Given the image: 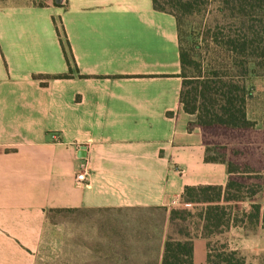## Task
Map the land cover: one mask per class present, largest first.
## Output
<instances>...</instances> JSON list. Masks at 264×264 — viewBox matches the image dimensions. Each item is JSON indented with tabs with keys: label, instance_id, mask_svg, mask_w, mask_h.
<instances>
[{
	"label": "crops",
	"instance_id": "crops-1",
	"mask_svg": "<svg viewBox=\"0 0 264 264\" xmlns=\"http://www.w3.org/2000/svg\"><path fill=\"white\" fill-rule=\"evenodd\" d=\"M180 71L175 17L152 0H0V264H34L51 209L167 219L185 185H225L188 127Z\"/></svg>",
	"mask_w": 264,
	"mask_h": 264
},
{
	"label": "trees",
	"instance_id": "trees-1",
	"mask_svg": "<svg viewBox=\"0 0 264 264\" xmlns=\"http://www.w3.org/2000/svg\"><path fill=\"white\" fill-rule=\"evenodd\" d=\"M194 2L196 0H152V5L155 10L175 17L182 77L179 103L182 110L192 116L188 127L200 128L204 161L224 164L227 181L224 186L185 185L179 203L170 208L167 219L162 207L146 209L162 211L158 233L167 227L159 264H195L193 241L197 237L205 240L206 264H243L234 250L222 247L223 250L216 253L210 237L228 231L231 226L252 224L264 228V201L261 205L253 198L258 192L264 193V167L260 170L253 166L254 162L263 161L260 154L255 155L254 148L256 144L264 145V119L262 128L256 129L255 122L246 114L247 79L251 73L257 75L258 69L263 67L264 46L261 41L256 42L258 35L254 31V39L246 35L225 42L232 55L224 65L205 68L202 63L191 60L180 45L179 23L183 15L193 12ZM222 2L229 9L238 8L243 12L264 7V0ZM64 55L69 64L65 50ZM68 76V73L33 75L40 79ZM246 184L255 187L249 191ZM244 200L250 201V210L235 213L230 205ZM259 264H264V256Z\"/></svg>",
	"mask_w": 264,
	"mask_h": 264
},
{
	"label": "rangeland",
	"instance_id": "rangeland-1",
	"mask_svg": "<svg viewBox=\"0 0 264 264\" xmlns=\"http://www.w3.org/2000/svg\"><path fill=\"white\" fill-rule=\"evenodd\" d=\"M222 1L196 0L193 12L180 19V45L191 60L205 68L228 62L232 53L226 49L225 42L229 39L246 35L254 39L256 31V42L261 41L264 46V7L243 12L227 8ZM262 65L257 75L251 73L247 79L246 114L255 122L256 129L262 128L264 119V61ZM254 149L263 161L254 162L253 166L261 170L264 145L256 144ZM246 185L249 191L255 187ZM253 198L262 205L264 193L258 192ZM230 206L235 213H241L250 210V201ZM161 218L162 211L146 208L51 209L46 213L34 264H159L163 236L157 232L161 230ZM210 241L216 253L222 247L236 251L243 264H259L264 256V228L260 225L231 226L228 231L211 236Z\"/></svg>",
	"mask_w": 264,
	"mask_h": 264
},
{
	"label": "built area",
	"instance_id": "built-area-1",
	"mask_svg": "<svg viewBox=\"0 0 264 264\" xmlns=\"http://www.w3.org/2000/svg\"><path fill=\"white\" fill-rule=\"evenodd\" d=\"M76 180L77 181L85 180V170H84V168H82V170L76 174Z\"/></svg>",
	"mask_w": 264,
	"mask_h": 264
},
{
	"label": "water",
	"instance_id": "water-1",
	"mask_svg": "<svg viewBox=\"0 0 264 264\" xmlns=\"http://www.w3.org/2000/svg\"><path fill=\"white\" fill-rule=\"evenodd\" d=\"M55 1H57V0H55Z\"/></svg>",
	"mask_w": 264,
	"mask_h": 264
}]
</instances>
